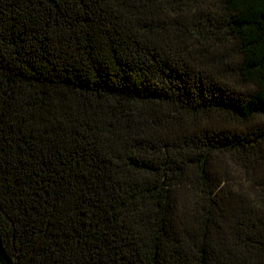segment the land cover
<instances>
[{"label":"trees","instance_id":"trees-1","mask_svg":"<svg viewBox=\"0 0 264 264\" xmlns=\"http://www.w3.org/2000/svg\"><path fill=\"white\" fill-rule=\"evenodd\" d=\"M0 264H264V0H0Z\"/></svg>","mask_w":264,"mask_h":264}]
</instances>
